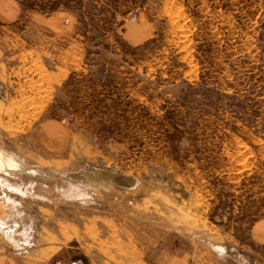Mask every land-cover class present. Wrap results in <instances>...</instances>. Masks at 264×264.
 <instances>
[{
  "label": "rangeland",
  "instance_id": "obj_1",
  "mask_svg": "<svg viewBox=\"0 0 264 264\" xmlns=\"http://www.w3.org/2000/svg\"><path fill=\"white\" fill-rule=\"evenodd\" d=\"M13 1L71 24L56 41L21 22L0 63V150L21 165L0 171V251L157 264L171 246L189 264L251 261L264 0ZM41 118L56 126L29 139Z\"/></svg>",
  "mask_w": 264,
  "mask_h": 264
},
{
  "label": "crops",
  "instance_id": "obj_2",
  "mask_svg": "<svg viewBox=\"0 0 264 264\" xmlns=\"http://www.w3.org/2000/svg\"><path fill=\"white\" fill-rule=\"evenodd\" d=\"M25 12V9L18 7V5L15 6L13 0H0V63L8 59L13 49V41L17 37L15 35L19 34V32L27 31V29H21L23 26L19 27L21 22L28 21L32 24V27H37V29L42 30L44 33L45 31L50 32L52 35H48L52 40L54 38L56 41H66V37L69 35L67 34L66 36L64 32L58 33L55 31V26L59 31H66L67 24L70 26L71 14L68 11L58 10L53 13H43L41 11ZM51 126L55 127L56 125L52 122L47 123L44 118L31 122L29 127L26 128L28 130V138L31 139L40 128L48 132ZM46 134L50 135V133ZM59 153L60 152L51 154L58 155ZM45 157L56 156L46 155ZM247 233L249 241L248 249L254 257H252L251 261L249 259L246 260V258L245 260L242 259L243 263L264 264V215L257 216L250 221ZM31 253L32 255H30ZM31 253L21 251L18 254H14L11 251L5 253L4 251H0V264H55V259H51L52 257H50V255H45V253ZM161 254L162 251L160 255ZM187 255L188 254L179 251L177 248L165 246V248L163 247V261L157 257L155 262L157 264H189ZM62 259L64 264H66L71 258L69 255L64 256Z\"/></svg>",
  "mask_w": 264,
  "mask_h": 264
},
{
  "label": "bare ground",
  "instance_id": "obj_3",
  "mask_svg": "<svg viewBox=\"0 0 264 264\" xmlns=\"http://www.w3.org/2000/svg\"><path fill=\"white\" fill-rule=\"evenodd\" d=\"M20 167H21L20 162L15 157L8 156L7 153L5 154V153H3V151L0 150V171L7 172V173H14V172H17L20 169ZM90 172L91 171H89V170H87V171L85 170L84 172L79 174L80 177H78V178L90 181L91 177H93L92 173H90ZM93 172L95 173V171H93ZM100 175H101L102 179L105 180L108 177L110 179V177H111L110 175H113V173L111 174L109 172L103 171V173L100 172ZM118 177H119L118 178L119 180L129 181V180H124L119 175H118ZM111 178H113V177H111ZM131 181L132 180H130V182Z\"/></svg>",
  "mask_w": 264,
  "mask_h": 264
},
{
  "label": "built area",
  "instance_id": "obj_4",
  "mask_svg": "<svg viewBox=\"0 0 264 264\" xmlns=\"http://www.w3.org/2000/svg\"><path fill=\"white\" fill-rule=\"evenodd\" d=\"M135 17H136V13H134V15H133V18H135ZM68 119L71 120L72 117L70 116ZM68 264H83V260L81 258L74 259V260L70 261Z\"/></svg>",
  "mask_w": 264,
  "mask_h": 264
}]
</instances>
